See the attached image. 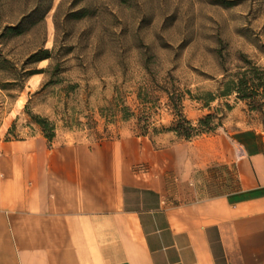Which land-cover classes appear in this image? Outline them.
Returning a JSON list of instances; mask_svg holds the SVG:
<instances>
[{"label":"crops","instance_id":"0c3cea01","mask_svg":"<svg viewBox=\"0 0 264 264\" xmlns=\"http://www.w3.org/2000/svg\"><path fill=\"white\" fill-rule=\"evenodd\" d=\"M0 264H264V127L155 145L8 138Z\"/></svg>","mask_w":264,"mask_h":264},{"label":"rangeland","instance_id":"374dc122","mask_svg":"<svg viewBox=\"0 0 264 264\" xmlns=\"http://www.w3.org/2000/svg\"><path fill=\"white\" fill-rule=\"evenodd\" d=\"M35 1L0 0V33ZM60 1H53L43 22L0 37L18 65L42 43L54 47L52 58L34 64L47 70L23 82L10 84L13 75L0 69L5 137L44 134L33 117L40 114L55 123L53 139L101 141L133 134L169 144L184 138L167 129L174 119L167 91L183 96L184 112L195 124L215 115L216 129L194 138L264 127V110L252 109L236 92L221 94L245 64L244 56L264 69V0H80L75 7L91 11L69 19L74 0H65L57 27ZM208 91L215 94L210 104L197 98ZM145 115L148 133L141 134L145 121L139 123L138 116Z\"/></svg>","mask_w":264,"mask_h":264},{"label":"trees","instance_id":"16d2710c","mask_svg":"<svg viewBox=\"0 0 264 264\" xmlns=\"http://www.w3.org/2000/svg\"><path fill=\"white\" fill-rule=\"evenodd\" d=\"M54 0H36L34 5L26 12L22 14L18 21L9 23L3 27L0 37H8L13 35H19L26 32L33 26L43 22L46 14L53 6ZM65 0H61L54 13V19L56 26L58 27V14L62 8ZM80 0H74L67 12V19L81 17L87 12L91 11L89 6H82L76 8V3ZM54 48V47H53ZM53 48L47 47L45 43H42L36 47L30 55L26 58L22 65H18L13 59H11L5 52L4 47L0 42V69L6 70L13 75V81L10 84H18L20 81H24L30 75L42 72L47 69L38 68L34 64L45 58H52ZM243 60L245 64L240 65L241 70H238L231 74L226 81L221 94H230L236 92L238 97L246 100L252 109L264 110V69H261L256 63L244 56ZM59 65V64H58ZM52 66V65H51ZM23 86V84H20ZM169 101L173 113L174 119L172 124L167 128L173 130L178 136L184 139H192L196 136L202 135L214 131L218 125L215 122L213 113H208L202 116L195 124L184 112L183 108V96L181 94L175 95V93L167 91ZM207 97L197 96V98L204 100L207 104H210L215 99V94L212 91L206 92ZM144 101V100H143ZM28 106V105H27ZM126 114L125 116H129ZM35 121L43 127L44 135L51 141L55 136V123L50 121L47 117L40 114L33 115ZM149 116H138L139 123L145 121L143 128H146L141 134H147L149 126ZM11 131V130H10Z\"/></svg>","mask_w":264,"mask_h":264}]
</instances>
